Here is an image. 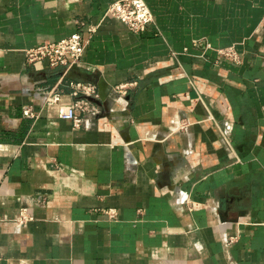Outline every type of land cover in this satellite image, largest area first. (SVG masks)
Listing matches in <instances>:
<instances>
[{
    "label": "crops",
    "instance_id": "crops-1",
    "mask_svg": "<svg viewBox=\"0 0 264 264\" xmlns=\"http://www.w3.org/2000/svg\"><path fill=\"white\" fill-rule=\"evenodd\" d=\"M113 1L0 0V264H264V0H145L139 34ZM75 33L79 64H26ZM60 81L98 89L80 129Z\"/></svg>",
    "mask_w": 264,
    "mask_h": 264
},
{
    "label": "built area",
    "instance_id": "built-area-1",
    "mask_svg": "<svg viewBox=\"0 0 264 264\" xmlns=\"http://www.w3.org/2000/svg\"><path fill=\"white\" fill-rule=\"evenodd\" d=\"M106 15L110 18L118 20L127 29L135 34L144 32L153 24V16L147 7L145 0H116L108 5ZM92 31V29H90ZM93 32V31H92ZM200 41L194 42V47L200 45ZM86 44L80 33H75L70 37L57 42H45L36 48L24 51L25 62L27 65H34L40 62H47L51 69H59L66 72L73 66L80 63ZM205 49L213 50L210 45H206ZM219 59L230 62L235 65L242 63V57L239 55L235 47L226 49L213 50ZM62 81H60L51 91L47 93L45 105L48 109H55L61 120L72 123L74 129H80L83 123L81 114L87 113L91 109L89 99L98 97V89L95 85L69 81L66 85L73 98L72 103H63V94L60 91ZM137 87L136 82H129L115 87V92L120 97H125L128 93ZM23 116L27 119H35L36 115L32 109L23 110ZM60 170V169H59ZM65 169L61 168V171ZM109 220L117 219L116 210H107L104 212ZM33 218L27 212V209H21L17 223L26 225ZM237 241V238H227L226 245L230 246Z\"/></svg>",
    "mask_w": 264,
    "mask_h": 264
},
{
    "label": "water",
    "instance_id": "water-1",
    "mask_svg": "<svg viewBox=\"0 0 264 264\" xmlns=\"http://www.w3.org/2000/svg\"><path fill=\"white\" fill-rule=\"evenodd\" d=\"M90 101L92 100V99H89Z\"/></svg>",
    "mask_w": 264,
    "mask_h": 264
}]
</instances>
